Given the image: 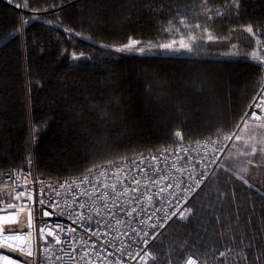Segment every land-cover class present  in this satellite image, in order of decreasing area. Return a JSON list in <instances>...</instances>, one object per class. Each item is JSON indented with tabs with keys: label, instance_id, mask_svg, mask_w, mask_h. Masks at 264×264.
I'll list each match as a JSON object with an SVG mask.
<instances>
[{
	"label": "trees",
	"instance_id": "1",
	"mask_svg": "<svg viewBox=\"0 0 264 264\" xmlns=\"http://www.w3.org/2000/svg\"><path fill=\"white\" fill-rule=\"evenodd\" d=\"M27 3L31 13L21 12L22 0H0V174L27 167L33 155L41 179L77 175L228 134L260 86L262 67L253 55L264 38V0H232L227 7L210 0L209 14L223 13L209 29L215 43L146 55L101 45L165 40L158 29L185 12L196 23L202 0ZM250 25L257 35L246 31ZM192 208L187 222L174 221L161 233L148 264H179L187 252L214 261L219 232L228 237L230 228L246 236L264 264V191L246 176L223 164Z\"/></svg>",
	"mask_w": 264,
	"mask_h": 264
},
{
	"label": "snow or ice",
	"instance_id": "2",
	"mask_svg": "<svg viewBox=\"0 0 264 264\" xmlns=\"http://www.w3.org/2000/svg\"><path fill=\"white\" fill-rule=\"evenodd\" d=\"M231 3L232 0H225V7ZM209 5L210 0H202V3L197 6L194 15L201 19L196 23H188L189 13L185 12L183 16L177 15L169 20L168 27L159 28L158 33L164 34V38L170 40V43L148 42L146 45L130 37L128 43L109 48V50L116 53L139 52L146 55L155 43L161 50L175 53L181 51L192 53L201 44L215 43L216 39L209 33V29L214 27L212 22L215 17L222 16L223 13L217 10L214 15L209 14ZM16 6L21 7V3ZM22 6L25 10H28L27 0H22ZM233 6L238 9L239 4L236 3ZM246 31L253 33L252 26H248ZM257 34L253 33V35ZM17 35H19V32L12 34L13 38ZM176 38H179L180 46L174 48L173 44L176 42ZM185 39L190 43H184ZM136 45H140V47L136 48ZM101 47L108 46L101 45ZM71 59L78 60L79 57L72 53ZM253 59L264 65V59L255 55H253ZM251 107H264V97H261V101ZM251 118L258 120L261 117L257 115L256 111H252L250 114L246 112L245 117L242 118L243 128L237 123L234 129L223 135L221 139L210 138L203 144L198 142L195 149L190 150L181 146L175 153L176 162L171 165L168 164V156L173 155V153L170 151L167 154L160 152L158 156H152L150 159H130L118 163L114 165L115 171L112 168L99 171V176L114 177L115 182L113 183L100 182L96 178L90 179L89 176H85L80 181V184L83 185L82 191H73V186L68 181L58 185L49 184L47 190L44 187H39L35 209L28 206L32 197L31 195L25 196L27 189L22 187L15 196L18 203L9 202L6 207H0V213H6L0 215V222H2V225H9L7 228L0 226V248H6L13 252L18 251L28 257H33L30 261L25 260L23 264H37L34 251L36 246L33 240L29 239L34 235L32 231L35 227L33 221L36 220L39 221L38 231L42 242L39 246L41 264L52 259L51 256L47 255L50 247L47 237H53L55 244L60 245L59 251L67 254L64 245H70L71 233L76 232V228L60 221L54 223L50 219V217L58 214L57 209H59V214L67 213L66 219H71L73 224H77L86 231H90L92 236H96L95 240H91V237H89L88 240L82 239L81 242H78L83 250L80 258L85 261V264H92L90 257L93 253H95L96 259L106 260L108 256H113L117 252L120 253V256L117 257L119 264H126L127 260H136L137 257H139V261L148 264V260L154 259V257L145 248L150 240L156 239L157 234L153 231L150 236L149 230L164 228L173 217H177L178 220L187 219L185 213H190L191 209L184 208L183 211H180V208L188 202L189 193L196 192L209 175L207 171H196V164H201L202 160L204 161L201 164L203 168H206L208 164H214L218 158L216 153L222 152L227 147L224 142L232 141V147H236V142L241 141L243 138L244 129L249 127L247 119ZM216 132L219 134L220 129H217ZM175 137L180 141L183 140L179 131L175 132ZM261 143L264 145V141ZM209 144L213 146L211 153L207 151ZM248 147L249 145L245 141V150L240 155L250 156L257 152L255 145H251L250 152L247 151ZM200 148L205 149L202 157H200ZM260 151L264 152V146L260 148ZM181 152L184 153L183 156L180 155ZM194 160L195 163H193ZM180 161H183V163H179ZM248 163H252V161L249 160ZM161 164L164 166L160 167ZM189 166H191V170ZM88 171L91 173L93 169ZM120 173H123V175L121 176ZM25 175H30V171ZM244 183L247 184L248 182L244 180ZM85 198H87V202ZM68 199L74 202L73 206L62 203L63 200ZM4 203V196L0 194V205H4ZM21 204L24 206L21 207ZM49 209L52 211H49ZM170 209L171 211H169ZM17 212L26 213V215L17 216ZM177 212H179V216H177ZM93 217H98V219H93ZM12 225H15V227H12ZM25 228L28 229L27 232ZM121 229L123 230L121 231ZM97 233H100V235ZM17 235L20 236L19 241ZM61 237L65 238L63 243ZM97 244H99V247H97ZM141 245L144 247H141ZM109 249H112V251H109ZM137 249L139 250L137 251ZM228 251L230 252L231 249ZM141 252H143V255H141ZM102 253L106 255L102 256ZM219 257L227 260L226 252L221 251ZM0 259L7 261L8 264H16L15 260L10 259L8 255L3 253H0ZM61 259H63L62 255L56 257V260ZM256 259L259 260V257ZM240 260L247 261V256H241ZM139 261L137 264H139ZM187 264H193L191 257L188 258ZM233 264H236V262L234 261Z\"/></svg>",
	"mask_w": 264,
	"mask_h": 264
},
{
	"label": "built area",
	"instance_id": "3",
	"mask_svg": "<svg viewBox=\"0 0 264 264\" xmlns=\"http://www.w3.org/2000/svg\"><path fill=\"white\" fill-rule=\"evenodd\" d=\"M8 2H10V0H7ZM260 58L264 59V38L261 41L260 44ZM260 64V63H259ZM262 67V78H261V83L260 86L258 88V90L256 91L254 97L252 98V100L250 101L248 107L246 108L243 116L241 117V119L239 120V124L240 126L243 125V121L242 118L245 117V113H251L252 111H256L257 115H259L261 118L260 119H247V121H253V122H263L264 123V107L261 108H253L251 107L252 105H254L255 103H258L261 101V97H264V65H261ZM223 135H213V136H209L206 138H203L195 143H185V142H178L175 145L166 147V148H162L159 149L157 151H150V152H146V153H140V154H136L133 156H129L126 157L124 159L118 160V161H112V162H108V163H104L101 165H98L96 167H93L91 169H93V171L91 173H89V171H85L81 174H77V175H69V176H63V177H57V178H52V179H41L38 174H37V169H36V162H35V158L32 155L29 158L30 163L28 162V166L27 167H17V168H12L9 169L7 171H4L0 174V194H3L4 196V205H0V207H6L7 203L9 202H14V203H18V201L15 200V196L17 194V192L23 187L25 189H27V191H25V196L31 195L32 200L29 201L28 206L32 207L33 209H35L36 204L35 201L37 199V195H38V188L39 187H44L47 190V185L52 184V185H58V184H62L65 181H68L72 184L73 191H82L83 190V185L80 184V181L85 177V176H89L90 179L92 178H96L98 179L100 182H106V183H113L115 182V178L112 176H108L107 178L104 176H99V171L103 170V169H107V168H112L113 171H115L114 165L118 164V163H123L126 162L130 159H139V158H146V159H150L152 156H158V154L160 152H165V154H167V152H172L173 155L168 156V164L171 165L173 162H176V158H175V153L176 150L178 148H181V146H183L184 148H189L191 149H195L197 147L198 142L200 144H203L205 141L211 139H221ZM235 138L233 137V140ZM227 144V147L224 148V150L222 152H218L216 153L217 155V159L216 162L214 164H208V166L206 168L201 167V164L204 163V161H201V164H196V171H207L208 172V178L205 180V182L203 184H201V187L199 189L196 190V192H191L189 193V199L188 202L186 204H184L181 208L180 211H183L184 208H190L191 212L190 213H185L187 219L186 220H178L177 217H173L172 220L168 221V223L165 225L164 228H158L156 230H149L150 232V236L152 234L153 231H155L156 234V239L155 240H150L149 244L147 245V247L145 248V250L150 251L151 256H152V246L153 244L156 242V240L159 238V236L161 235V233L174 221H180V222H187L193 212V208H192V202L194 200V198L197 196V194L202 190V188L204 187V185L208 182L209 179H211L212 177H214L215 175H217V173L220 171V169H222V167H220L221 165L223 166V159L225 157V155L227 154V151L229 150V148L232 145V141H227L224 142ZM213 146L211 144L208 145L207 151L209 153H211ZM205 149L204 148H200V157L203 156ZM180 155H184L183 152L180 153ZM199 158V157H197ZM186 159V157H185ZM179 163H183V161H180ZM193 163H195V160L193 161ZM164 165L161 164L160 167H163ZM189 169L191 170V166H189ZM30 171V175H25L27 173H29ZM215 173V175H213ZM120 175L122 176L123 173H120ZM38 182H42V183H38ZM249 186H251V184L248 183ZM77 186H79L77 188ZM99 186V185H97ZM63 191V190H61ZM86 202H87V198H85ZM63 204L69 205V206H73L74 202L71 199L68 200H63L62 201ZM24 205L21 204V207H23ZM10 211V210H9ZM49 211H52L51 209H49ZM82 211V210H81ZM171 211V209L169 210ZM58 214L55 216L50 217V219L55 223L56 221H60L63 224L66 225H70L73 228H76V232L71 233L72 239L70 242V245H64L65 249H66V253L67 254H63L59 251L60 245H56L54 242L53 237H47V241H48V245H50L49 247V251L47 253L48 256H51V261H44L43 264H85V261H82L80 256L83 254V250L81 248L80 243L82 239L83 240H88L89 237H91V240H95L96 236H92L90 231H86L84 228L78 226L77 224H73L71 219H66V215L67 213L64 214H59V209H57ZM6 213H0V215H5ZM35 214V213H34ZM26 215V213H19L17 212V216H24ZM177 216H179V212H177ZM45 219H49V218H45ZM93 219H98V217H93ZM222 222V220H218V223L220 224ZM34 229L32 230L34 235L32 237H29V239L33 240L34 244H35V253H36V260H37V264H41V254H40V244L42 243L40 240V236H39V221L34 220ZM0 226H3L5 228L9 227V225H2V222H0ZM12 227H15V225H12ZM123 229H121L122 231ZM25 231L27 232L28 229L25 228ZM234 230L232 228H230V234L228 235V237L226 236V232L225 229H221V231L219 232V236L221 237V247L216 250V257L214 261H211L210 259L206 258V257H202L200 255H196L194 253L191 252H187L184 254L183 258L181 259V261L179 262V264H187V260L189 257L192 258L193 260V264H233V262L235 261L236 264H263V262L261 263V260H257L256 258L258 257L256 255V258H254L253 256L255 255L256 252H253V248L249 247L247 242H246V236L243 233H234ZM227 233H229L227 231ZM98 235H100V233H97ZM65 238L61 237V241L63 243V240ZM17 240H20V236L17 235ZM252 246V245H251ZM97 247H99V244H97ZM141 247H144L143 245H141ZM231 249V251L229 252L228 250ZM139 249H137L138 251ZM109 251H112V249H109ZM221 251L226 252L227 254V260H225L224 258H220L219 257V253ZM0 253L6 254L9 256L10 259L15 260L16 264H23V262L25 260H32L33 257H28L24 254H21L20 252H13L9 249L6 248H0ZM63 256V259L61 260H56L57 256ZM102 256L106 255L105 253L101 254ZM141 255H143V252H141ZM75 257L74 259L72 257ZM120 256V253H115V255L113 256H108L106 260H98L95 257V253H93L90 257L92 264H119V261L117 260V257ZM241 256H247V261H242L240 260ZM151 259L148 260V263ZM139 261V257H137L136 260H127L126 264H137V262ZM0 264H8L7 261H3L2 259H0ZM139 264H144V261H139ZM168 264H175L173 261H169Z\"/></svg>",
	"mask_w": 264,
	"mask_h": 264
},
{
	"label": "rangeland",
	"instance_id": "4",
	"mask_svg": "<svg viewBox=\"0 0 264 264\" xmlns=\"http://www.w3.org/2000/svg\"><path fill=\"white\" fill-rule=\"evenodd\" d=\"M141 41V40H138ZM144 44H148V41H141ZM151 42H160V43H170V40H162V41H151ZM184 43H190L187 39L184 40ZM180 40L176 38V42L173 44V47H179ZM119 46L111 45L108 48H115ZM140 45H136V48H139ZM140 54L139 52H134ZM155 53H175L169 52L167 50H161L158 46L155 45L151 47V50L147 52V54H155ZM260 55V49H257V57ZM248 128L244 129L243 138L241 141L236 142V147H231L227 151L223 159V164L231 167L238 173L243 174L247 177L249 181H251L255 186L264 191V152L260 151L262 145V141H264V123L263 122H253L247 121ZM243 128V125L241 126ZM245 141L248 143L249 147L247 151H251V145H255L257 148V152L254 155L244 156L240 155L242 151H244ZM251 160L252 163H248Z\"/></svg>",
	"mask_w": 264,
	"mask_h": 264
},
{
	"label": "water",
	"instance_id": "5",
	"mask_svg": "<svg viewBox=\"0 0 264 264\" xmlns=\"http://www.w3.org/2000/svg\"><path fill=\"white\" fill-rule=\"evenodd\" d=\"M19 9H21V8H19ZM21 12H22V13H23V12L31 13V12H29V11H27V10H21Z\"/></svg>",
	"mask_w": 264,
	"mask_h": 264
}]
</instances>
